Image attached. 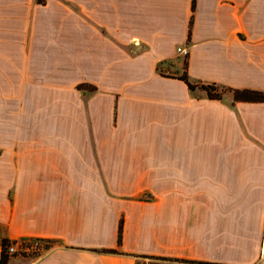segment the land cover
I'll return each mask as SVG.
<instances>
[{
    "label": "crops",
    "instance_id": "obj_1",
    "mask_svg": "<svg viewBox=\"0 0 264 264\" xmlns=\"http://www.w3.org/2000/svg\"><path fill=\"white\" fill-rule=\"evenodd\" d=\"M192 1L0 0V255L57 241L11 264H264V102L157 70L264 90V0Z\"/></svg>",
    "mask_w": 264,
    "mask_h": 264
},
{
    "label": "trees",
    "instance_id": "obj_2",
    "mask_svg": "<svg viewBox=\"0 0 264 264\" xmlns=\"http://www.w3.org/2000/svg\"><path fill=\"white\" fill-rule=\"evenodd\" d=\"M196 6V0L192 1V8L195 9ZM193 19L190 20V27L192 25ZM158 70V67H157ZM170 77L178 78L182 81H184L187 86L194 90L196 88L204 90L208 97L210 99H221L222 95L224 93V90L230 91L233 93L235 100L237 101H245V102H264V90H258V89H252V88H233V87H226L223 90L220 89V87L217 84H205V83H193L188 75V61L184 62V68L183 72L179 75H171ZM77 88L79 90H91L95 91L97 88L94 85L86 84V83H80L77 85ZM140 199H143L142 197ZM123 218L120 220L119 223V230H118V243L120 244L122 242V236H123ZM45 239V238H41ZM48 241H56L53 239H46ZM11 243V241L7 238H4L2 240V251L0 255V264H7L9 260L8 254H6L5 250L8 247V245ZM102 252L105 253H117L116 250H107L104 249ZM196 264H224V263H204V262H192Z\"/></svg>",
    "mask_w": 264,
    "mask_h": 264
},
{
    "label": "rangeland",
    "instance_id": "obj_3",
    "mask_svg": "<svg viewBox=\"0 0 264 264\" xmlns=\"http://www.w3.org/2000/svg\"><path fill=\"white\" fill-rule=\"evenodd\" d=\"M40 3H44L45 0H38ZM42 26H45L44 24H42ZM183 55L185 56L184 57V62L186 61L187 59V54L183 53ZM165 64H158V72L165 75V74H168V75H172V74H175L176 73V70L172 67H170L171 65V62L168 63L166 61H164ZM220 87V86H219ZM220 89H224L222 87H220ZM226 90H224L225 92ZM143 199H149L150 197L146 194H144V196H142ZM29 239L27 238H23V239H19L18 241H14V242H11L9 245H16V244H13V243H24L25 241L27 242ZM30 244L33 245V247H35L36 249H33V250H30V251H16V252H13V253H9L7 251V248L5 250L6 254H8L9 256V260H8V263L7 264H11V261L15 258V257H29V258H32V259H36L38 257H40L41 255H43L48 249H50L52 246H54L57 241H48L46 239H42L40 241L38 240H35V239H32L31 241H29ZM25 244V243H24ZM22 247V245H19V248ZM143 262L145 264H151L153 262H157L155 260H151V259H145L143 260Z\"/></svg>",
    "mask_w": 264,
    "mask_h": 264
},
{
    "label": "built area",
    "instance_id": "obj_4",
    "mask_svg": "<svg viewBox=\"0 0 264 264\" xmlns=\"http://www.w3.org/2000/svg\"><path fill=\"white\" fill-rule=\"evenodd\" d=\"M183 53L186 54L187 51L184 49ZM27 239H29V240L27 242L25 241L24 242L25 244L16 242V243H13V244H16V245H8L7 251L9 253H13V252H16V251H19V250L20 251H30V250H33V249H36V248L33 247V245L30 244L29 241H31L32 239H35V240H38V241L42 240L41 238H27ZM19 245H22V247L19 248Z\"/></svg>",
    "mask_w": 264,
    "mask_h": 264
}]
</instances>
